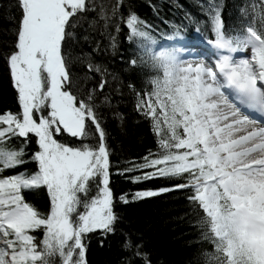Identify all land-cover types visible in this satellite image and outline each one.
Segmentation results:
<instances>
[{"label": "snow or ice", "instance_id": "snow-or-ice-1", "mask_svg": "<svg viewBox=\"0 0 264 264\" xmlns=\"http://www.w3.org/2000/svg\"><path fill=\"white\" fill-rule=\"evenodd\" d=\"M16 7L11 44L0 52L18 99L17 110H0V264H88L86 239L117 231L112 169L133 184L167 182L122 193L123 203L129 195L186 194L200 241L211 245L205 264H264V0H245L234 26L225 25L217 0H206L211 35L197 28L192 40L181 26L157 40L134 11L124 15L123 0L110 8L94 0H16ZM97 10L104 31L121 23L129 29L141 62L147 57L156 73L147 88L130 85L155 150L126 161L110 159L99 111L111 104L104 93L110 73L94 60L99 44L77 56L70 51L76 29ZM12 140L21 141L18 149L6 146ZM38 189L48 196L44 210L25 194ZM122 247L131 253L128 264H151L131 234Z\"/></svg>", "mask_w": 264, "mask_h": 264}, {"label": "trees", "instance_id": "trees-1", "mask_svg": "<svg viewBox=\"0 0 264 264\" xmlns=\"http://www.w3.org/2000/svg\"><path fill=\"white\" fill-rule=\"evenodd\" d=\"M97 5L109 8L116 0H94ZM222 6V18L226 26L237 25L241 13L240 7L245 0H217ZM206 0H123L121 11L126 16L129 10L134 11L152 30V35L161 39V34L170 35L173 26H181L182 34L187 39L194 38L197 28L204 36H210L211 24L202 10ZM19 9L16 0H0V52L4 46L11 44L12 30L16 24ZM95 20V23L93 21ZM104 21L99 18L98 10L91 11L76 29L77 39L73 44V56L81 50L93 52L97 43L99 51L93 52L94 60L108 69L110 75L108 87L104 93L111 97L110 105H101L99 111L103 115L104 127L109 133L108 145L112 150L110 159L113 162L126 161L140 157L149 149L155 150V137L149 123L138 115L135 109V94L130 87L137 90L147 88L148 80L155 75L147 57L141 62L136 42L128 39L129 29L121 23L119 31L110 26L104 31ZM144 30V29H142ZM85 36L90 37L85 41ZM116 47H111L112 39ZM133 57L137 66L127 62ZM74 72L82 74L84 69L75 62ZM99 80V76L95 77ZM85 89L93 87L91 81H79ZM100 96L102 98L103 94ZM99 103V100L97 101ZM17 92L11 79L10 68L5 59L0 57V110H17ZM20 140H12L7 147L19 148ZM33 143L27 151L36 149ZM29 170L35 168L32 163L26 164ZM18 168L16 171H22ZM110 186L114 193V207L119 219L115 234L102 235L99 231L86 239L88 264H128L131 253L122 247L125 234H131L134 240L143 244V251L151 258V264H205V251H211V245L200 241L199 229L183 191H171L152 197L132 200L128 203L119 200L122 193H131L137 189L158 188L167 182L155 179L139 184L130 183L126 175L115 174L112 169ZM9 174V173H5ZM96 192L95 182L89 185V195ZM26 197L41 210L48 205L45 189L26 192ZM136 264H140L139 261Z\"/></svg>", "mask_w": 264, "mask_h": 264}]
</instances>
